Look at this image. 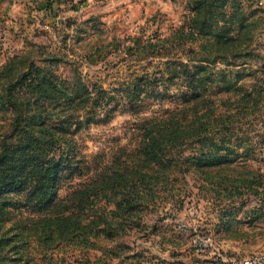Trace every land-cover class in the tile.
<instances>
[{
  "label": "rangeland",
  "instance_id": "374dc122",
  "mask_svg": "<svg viewBox=\"0 0 264 264\" xmlns=\"http://www.w3.org/2000/svg\"><path fill=\"white\" fill-rule=\"evenodd\" d=\"M56 1L47 7V0H0V70L12 59L30 61L62 79L79 75L87 85L118 93L143 75L139 115L119 111L105 124L89 125L77 134L86 159L101 165L119 148L134 145L133 127L141 117L177 104L172 94L182 86L165 80L166 62L171 57L187 61L186 50L199 45L177 40V30L187 26L191 16L190 0ZM236 1L239 8L228 2L225 12L241 13L250 29L233 51L240 54H229L226 63L217 61L211 72H225L233 84L228 94L231 111L244 107L246 113L236 117L233 132L243 146L251 145L239 152L248 158L214 168L208 180L192 169L186 181L169 190L178 193L175 201L145 210L140 226L111 236L97 234L88 245L78 238L43 240L34 224L40 214L24 204L23 195H8V213L0 220V264H198L208 252L246 256L264 251V215L254 218L255 209L264 211V0ZM149 42L155 45L147 48ZM213 85L210 94L216 100L227 97L217 93L220 82ZM157 88L166 94L153 96ZM241 91L252 92V99L239 101ZM9 118L0 113V134ZM252 176L260 178L251 184L257 193L240 182ZM84 179L66 180L60 196ZM236 186L243 194H232ZM225 213L231 218L226 226Z\"/></svg>",
  "mask_w": 264,
  "mask_h": 264
},
{
  "label": "trees",
  "instance_id": "16d2710c",
  "mask_svg": "<svg viewBox=\"0 0 264 264\" xmlns=\"http://www.w3.org/2000/svg\"><path fill=\"white\" fill-rule=\"evenodd\" d=\"M47 1L50 7L56 0ZM228 2L233 9L240 6L236 0H190L191 16L188 25L177 30V40L200 41L199 45L186 50L187 61L171 57L166 62L165 80L182 86L172 94L177 104L141 117L133 127L134 145L119 148L101 165L86 159L77 134L89 125L105 124L119 111L139 115L145 77L135 76L118 93L87 85L79 75L67 80L30 61H8L0 70V113L10 116L0 134V220L8 213L6 196L20 194L24 204L40 214L34 222L40 238H78L88 245L97 234L111 236L140 226L145 210L175 201L178 193L169 190L186 181L192 169L208 180L214 168L248 158L239 152L251 145L243 146L233 132L236 117L246 113L244 107L231 111L228 94L233 84L225 72H211L217 61L226 63L229 54H240L233 51L250 29L241 13L227 15ZM154 45L149 42L147 48ZM215 82L222 84L217 93L226 98L216 100L210 94ZM152 91L153 96L166 94L158 88ZM241 92L239 101L252 99V92ZM81 177L85 179L60 196L66 180ZM254 181L260 178L240 182L257 193ZM261 186L264 192V180ZM235 190L232 194H243L238 186ZM261 210H254V218L264 215ZM224 217L226 226L231 218L226 213Z\"/></svg>",
  "mask_w": 264,
  "mask_h": 264
},
{
  "label": "built area",
  "instance_id": "2783aa9c",
  "mask_svg": "<svg viewBox=\"0 0 264 264\" xmlns=\"http://www.w3.org/2000/svg\"><path fill=\"white\" fill-rule=\"evenodd\" d=\"M198 264H264V251L246 256H228L218 252H208Z\"/></svg>",
  "mask_w": 264,
  "mask_h": 264
}]
</instances>
